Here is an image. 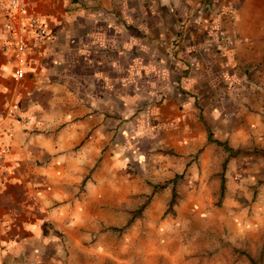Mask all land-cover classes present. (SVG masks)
<instances>
[{
    "label": "rangeland",
    "instance_id": "374dc122",
    "mask_svg": "<svg viewBox=\"0 0 264 264\" xmlns=\"http://www.w3.org/2000/svg\"><path fill=\"white\" fill-rule=\"evenodd\" d=\"M215 3L179 11L188 55L183 68L168 73L166 87L160 89V75L152 74L157 88L146 83L144 94L137 88L134 107L107 115L113 120L105 116L102 137L89 139L85 157L79 145L70 150L82 168L73 163L66 171L69 187L85 201L68 226L71 250L58 249L55 264H244L235 247L264 249V156L254 154L264 149V73L245 75L241 67L230 76L229 57L219 46L224 31L214 27L233 18ZM200 11L207 28H195ZM152 15L149 10L144 16ZM199 34L217 37L213 56L195 57V44L186 41ZM228 45L233 51L234 43ZM142 78L137 74L143 87ZM216 140L241 151L228 163L222 203L219 173L228 152ZM96 141L103 142L101 151ZM176 174L184 177L179 201L170 208L172 186L158 185Z\"/></svg>",
    "mask_w": 264,
    "mask_h": 264
},
{
    "label": "crops",
    "instance_id": "0c3cea01",
    "mask_svg": "<svg viewBox=\"0 0 264 264\" xmlns=\"http://www.w3.org/2000/svg\"><path fill=\"white\" fill-rule=\"evenodd\" d=\"M28 3L49 36L28 55L22 79L16 78L15 64L0 38V117L8 120L10 105L30 118L14 122L8 173H0V264H55L58 249L71 250L68 226L81 216L85 199L69 187L66 171L73 163L82 168L81 157L71 156L70 150L79 145L85 157L93 144L89 139L102 137L105 116L113 120L109 116L118 115L120 107H134L137 88L144 94L146 83L149 90L157 88L152 74L160 75V89L166 87L168 73L183 68L187 54L179 11L185 6L206 8L212 0ZM215 7L233 18L214 27L224 31L225 44L219 46L229 57L230 76L241 73V67L245 75L264 73V54L258 55L264 52V0H216ZM149 10L153 15L145 17ZM8 11V1L0 0V32ZM204 15L200 11L195 16V28H207ZM186 42L195 44L196 58L213 56V45H218L217 37L200 34L195 42ZM228 43H234L233 51H227ZM137 74L145 77L143 87ZM95 145L102 150V141Z\"/></svg>",
    "mask_w": 264,
    "mask_h": 264
},
{
    "label": "built area",
    "instance_id": "2783aa9c",
    "mask_svg": "<svg viewBox=\"0 0 264 264\" xmlns=\"http://www.w3.org/2000/svg\"><path fill=\"white\" fill-rule=\"evenodd\" d=\"M9 11L0 32L2 49L15 64V76L22 79L26 74L27 57L36 53L49 36L45 22L29 12L28 0H6ZM30 39V40H29ZM9 118L12 121H8ZM8 120L0 117V173L7 175V159L11 141L16 132L15 121H29L16 108L8 105Z\"/></svg>",
    "mask_w": 264,
    "mask_h": 264
},
{
    "label": "trees",
    "instance_id": "16d2710c",
    "mask_svg": "<svg viewBox=\"0 0 264 264\" xmlns=\"http://www.w3.org/2000/svg\"><path fill=\"white\" fill-rule=\"evenodd\" d=\"M213 135L210 132L209 139H212ZM218 144L222 145L225 149V151L228 152V156L223 160L222 162V171L219 173V177L221 178V185H220V195H219V203H222V200L225 197V193L227 190V177H226V171L228 168V163L231 158L237 156L241 151L240 149H235L229 145L228 142L216 140ZM254 154L256 155H263L264 156V149H256L254 151ZM184 177L183 174H176L173 178L167 180L165 183L158 185L161 188H166L168 186H172V198L170 201V208H174V206L178 203L180 198V192H179V182ZM148 203L143 204L138 210L134 211V215L132 219L129 221V224H132L136 220L138 216L142 214V212L147 207ZM235 253L238 255V257L244 262V264H264V249L260 248L257 249L255 252L249 250V249H242L235 247L234 248Z\"/></svg>",
    "mask_w": 264,
    "mask_h": 264
}]
</instances>
